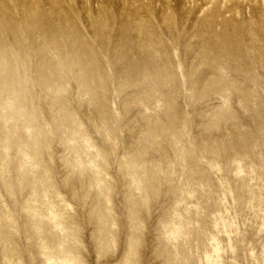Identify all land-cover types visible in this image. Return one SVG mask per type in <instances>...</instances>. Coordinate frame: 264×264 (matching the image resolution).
I'll return each instance as SVG.
<instances>
[{"label": "rangeland", "instance_id": "rangeland-1", "mask_svg": "<svg viewBox=\"0 0 264 264\" xmlns=\"http://www.w3.org/2000/svg\"><path fill=\"white\" fill-rule=\"evenodd\" d=\"M0 264H264V0H0Z\"/></svg>", "mask_w": 264, "mask_h": 264}]
</instances>
